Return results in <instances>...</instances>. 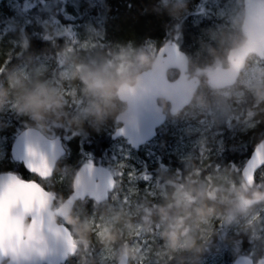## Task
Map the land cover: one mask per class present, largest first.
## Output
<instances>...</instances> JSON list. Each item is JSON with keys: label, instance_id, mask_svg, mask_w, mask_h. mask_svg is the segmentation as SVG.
I'll list each match as a JSON object with an SVG mask.
<instances>
[{"label": "clouds", "instance_id": "1", "mask_svg": "<svg viewBox=\"0 0 264 264\" xmlns=\"http://www.w3.org/2000/svg\"><path fill=\"white\" fill-rule=\"evenodd\" d=\"M186 8V0H174L168 15L178 17ZM216 39L218 44L227 46L222 52L209 50L213 57L212 74L206 68L190 65V79L185 89L191 103L177 108L172 106L170 99L162 97L159 111L166 120L199 122L207 119L206 114L213 107L206 101V96L210 95L217 101L216 106L223 108L224 126L231 131V122L241 121L235 110L228 108L246 98L248 104L241 128L246 133L264 123V76L236 95L228 90L227 81L235 71L238 83L244 71L264 60V0H251L237 35L220 34ZM19 47L21 51L15 56L10 50L0 52V113L11 111L20 118L26 131L41 138L49 137L56 130H64L75 139L89 135V129L99 134L109 124L130 127L133 124L130 107L149 93L144 73L157 69L155 62L143 54L117 66L73 59L70 73L61 75L53 84L40 75L25 73L12 63L13 59L32 61L30 53L25 55L29 41L21 39ZM234 54L240 57L238 70L233 69L229 59ZM217 65L219 72L215 71ZM70 107L78 110L70 112ZM212 124L220 128L219 121H212ZM25 170L33 179L13 172L0 173V199L15 195L18 207L28 193L25 185L44 187V176ZM202 183L201 188L188 186L180 194L174 193L161 203L146 205L131 215L106 209L100 213L102 216L111 213L106 224L77 215L73 205L67 203L70 195L62 198L56 205L60 215L54 216L53 222L62 224L76 242L75 249L66 250L67 259L75 258L77 264H93L86 253L95 239L101 248L114 253L116 264H145L146 261L150 264H202L204 254L219 238L233 249L247 242L253 251L245 258L246 264H264V234L259 233L253 223L256 210L264 209V180L234 184L230 179L222 181L215 174H209ZM10 187L15 191L10 192ZM232 224L237 225L233 237L230 239L227 234L220 237L217 229ZM157 230L159 243L153 241L146 249L135 244L139 236L151 240ZM19 234L24 241L19 252L0 254V264H28L29 261L37 264L42 253L53 246L47 235L27 225L20 227ZM232 264H240V258H234Z\"/></svg>", "mask_w": 264, "mask_h": 264}, {"label": "trees", "instance_id": "2", "mask_svg": "<svg viewBox=\"0 0 264 264\" xmlns=\"http://www.w3.org/2000/svg\"><path fill=\"white\" fill-rule=\"evenodd\" d=\"M35 1L38 5V1ZM161 1V0H160ZM223 1V0H222ZM60 4L63 5V10L71 9L79 15L85 16L90 21V30L84 31L83 27H76L80 20H64L62 14L56 15L58 12L52 10L47 14H39V19H46L51 15L55 18L59 26L66 27L71 26L75 29L72 38H66L65 35L58 34L60 27L55 26L52 30L53 25L40 27L37 22L32 21L30 24L25 25L20 35H16L17 42L11 47L9 45V37L7 35L0 36V52L11 51L13 56L15 53L20 52L19 43L21 39L26 38L30 47L28 52L32 55L31 63L23 59H13L12 63L21 67V65L31 66L33 63L49 60L55 58L57 55L64 56L63 54H70L71 61L75 59L77 62L83 63H108L113 62L114 66L117 65L118 59L126 60L131 59L137 54H143L153 58L156 49H159L165 43H175L179 45L185 53L189 54L191 65L193 52L199 50L200 44L194 46L197 43V35H204L209 32H214L216 26H210L214 21L216 23L220 20L213 15L207 8L212 7L215 4H219V0H205L196 6L189 9L186 16L180 21L174 18H170L167 15V9L158 7L159 0H60ZM193 4V3H191ZM56 9V8H54ZM60 13V12H59ZM238 14H241V7L238 8ZM38 19V20H39ZM4 17H0V33L5 25ZM77 28V29H76ZM229 31V30H228ZM239 29H232V31L220 30V34L237 35ZM86 36V40L89 39L95 44L82 48L79 47L82 35ZM47 35L48 39L45 40L44 36ZM207 35V34H206ZM214 35H211V41L209 48L203 49L200 52V58L197 63L208 61L212 56L209 55L210 49H216L217 52H222L227 46L226 44H218L217 39H214ZM2 37V38H1ZM190 45L191 50L184 49L185 46ZM201 48V47H200ZM213 58V57H212ZM115 59V60H114ZM209 68L210 63H202ZM55 79V83L58 81L59 67L56 66L54 71L50 72ZM169 77L175 78L173 73L169 74ZM235 88H239L238 84L234 85ZM206 101L209 104L215 102L212 96H206ZM248 101L246 98L242 99L239 104L230 105L228 110H235L238 119L241 123H237L236 120L231 122L232 130L229 131L228 127L224 126L221 122L219 133H216L213 140L209 138L201 144L202 150L194 151L188 161L175 159L171 155H168L169 149L168 139L166 136L167 130L165 128L170 127L171 123H177L179 121H173L167 119L165 126L158 130L156 135V146L155 150L149 157H144L143 148L136 154V157L140 161H144L145 166L153 165L155 170L147 171L152 180L158 181L164 188L166 196L163 198H156L151 206L159 204L165 197L172 194H180L188 186H195L197 188L203 187L202 181L204 177L209 174H215L220 177L222 181L231 180L234 184L243 183L240 180V169L244 164V157L246 154H250L251 149L257 145V142L264 136V123L257 125L253 130L248 131L242 135L240 139H231L233 131L236 127L243 125L244 113L247 107ZM74 107H70L69 111L73 112ZM6 122H9L10 126L6 128L9 132V143L12 142L16 134L24 129L20 118L16 117L14 113L5 116ZM111 129L115 128V125L109 124ZM89 135H81L73 139L70 134L64 130H56L50 136H60L64 140L66 145V155L60 159L57 163L55 171H60L62 166H66L68 178L60 183H56L53 189H49L44 182V188L49 192L51 191L55 195L56 204L58 201L62 202V198L67 197L72 191V179L75 171L85 163L104 165L110 168L115 174V190L110 194V198L117 194L123 186V178L119 174L120 167L115 162L116 153L111 154L113 151L111 147L114 145L111 135L105 134L102 131L97 134L88 130ZM258 136V133H260ZM70 139V140H69ZM163 145V147L161 146ZM10 147V146H9ZM8 155V153H7ZM110 160V165H106L105 159ZM152 163H149L151 160ZM151 164V165H149ZM125 168V167H124ZM127 168V167H126ZM54 171V172H55ZM2 172H15L25 179H33L24 170L21 164H17L10 160L9 155L5 160L0 162V173ZM57 178V177H56ZM55 178V179H56ZM255 182L259 183L264 180V174L259 176V173L255 176ZM51 180L49 182H52ZM111 200V199H110ZM109 200V201H110ZM109 203V202H108ZM108 203L96 205L92 200L86 199L84 202L76 203L73 211L77 215L86 217L94 210H98ZM262 218V217H261ZM257 231L264 234V221L256 219L253 221ZM220 237L227 234L231 239L233 233L236 231L235 224L232 225H221L218 229ZM230 244L224 243L221 239L216 238L211 245L210 249H217L223 252L222 264H232L233 261L228 248ZM99 246L92 244L88 249L86 256L93 261L94 254L97 252ZM239 254L237 257H248L253 251V248L249 246L247 242L242 247L237 249ZM208 252L204 254L206 256ZM75 260L73 258L71 261Z\"/></svg>", "mask_w": 264, "mask_h": 264}, {"label": "rangeland", "instance_id": "3", "mask_svg": "<svg viewBox=\"0 0 264 264\" xmlns=\"http://www.w3.org/2000/svg\"><path fill=\"white\" fill-rule=\"evenodd\" d=\"M203 1L205 0H186V10L181 12V14L174 19L180 21L182 18H184V16L187 15L185 13L189 11L190 7L193 8L196 6L197 8V6H199V4ZM60 3V0H50L42 2L41 4L38 3L37 5L36 2L32 0H0V17H4L6 23L0 33V36L7 35L9 37V45L12 47L17 42L15 36L20 35L22 28L25 25L30 24L32 21H35L40 24V27L44 28L47 27V24L48 26L53 25L50 30L55 28V26L60 27L58 29L60 31L58 34L65 35L66 38L68 37L73 39V33L75 32V29L71 26H59L55 18L49 14L46 19H39L40 13L41 15L47 14L52 12V10L57 11V8L58 13L56 15L62 14L64 20H80L78 21L79 23L76 27H83V24L85 23L86 27H83L84 31L90 30V21L88 18L84 19L85 16L79 15L77 12L71 9L63 10L64 7ZM172 3H174V0H159L158 7H166L168 15V9L171 8ZM242 4V0H219V4H215L212 7L207 8V10L213 13V15L217 17L220 22L216 23L214 21L210 24L211 27L213 25L216 26L214 32L206 33L207 35H197V43H194V46H197V44H200V46L199 50L197 47L196 52L195 48L192 49L193 58L191 65L194 64L200 68H206V66L202 63L211 62L212 64V57L209 58L208 61L206 60L205 62L203 61L202 63H197L198 59L200 58V52L203 49L206 50V48H209L211 35H214L213 37L216 39L220 30L229 32L232 31V29H239V24L242 21V15L238 14V8L242 7ZM230 36H233V34H230ZM95 43L96 42H93L89 39L86 40V36L83 34L81 41L79 42V47L85 48ZM184 49L191 50V47L190 45H187L184 47ZM63 55L64 56L57 55L55 58H51L49 60L44 59V61L33 63L31 66L24 64L19 68L25 73L40 75L43 78L48 79L51 83L55 84V79L53 78L54 76L50 72L54 71L56 66L59 67L60 76H67L71 71V55ZM122 62L123 60L118 59L117 65ZM107 64L114 66L112 61L108 62ZM210 65L207 66L209 67L207 68L208 72H210L212 69ZM262 76H264V61L261 60L242 73L239 82L236 83L238 84L239 88H235L233 91L231 88L228 90L231 91L233 95L241 93L246 87H251L253 84H255ZM216 104L217 101L213 103V107L207 112V119L205 120H201L199 122L193 120H180L177 123H171L172 125L170 127L165 128L164 132L167 130L166 136L169 145V149L167 151L168 155H171L175 159L188 161L194 151L202 150L201 144L203 142H205L208 138L211 141L213 140L216 133H219L221 130H218V128L212 124V121H219L220 125L221 122L223 123L224 121L223 108L216 106ZM77 110L78 109L74 108L73 112ZM8 114H11V111L0 113V128L3 129V131H0V162L7 158L3 152L6 149L7 153H9V146L11 145V143H9L8 137L9 132L6 131V128L10 126L9 122H6L5 120V116ZM243 126L244 125H240L236 127V129L233 131V135L231 136L232 140L240 139L242 135L247 133L241 131ZM113 130L114 128L111 129V127L106 126L104 129H102V132L111 135ZM261 133L262 132L258 133V136H260ZM156 144V139H154L152 142L143 146L144 157H149L150 154L154 152V147ZM111 150L113 151L111 154L116 153L117 155L115 162H119L117 164L120 167L119 174L123 178V186L117 194L113 195V198H111L106 206H103L98 210H94L92 213L86 216L92 218L96 223L100 224H106L110 219L111 213H109L107 216L100 215V213L104 212L106 209L110 208L112 211H119L125 215H131L138 212L146 205L151 206V203H154L156 198H163L166 196L162 185H160L157 180H152L149 174H147V171L155 170L154 166L149 164L151 166H149L150 168H147L144 161L142 162L136 157V154L140 151L135 152L133 149L126 147L124 141L121 140L115 142L111 147ZM104 162H106V165H110L111 163L108 158L107 160L105 159ZM152 162V160L149 161V163ZM258 173L259 176L264 174V166ZM68 177L69 176L66 166H62L60 171H55L52 177L46 181V186L49 189H53L56 183H60ZM218 179L222 180L220 177H218ZM51 180L54 181L49 182ZM259 218L261 221H264V209L256 210L255 220ZM136 220H139V216H136ZM235 228L237 229V225H235ZM157 236L158 230L154 233L151 240L145 236H139L135 238V244L140 246L142 249H146L150 244L153 243V241L159 243V241L156 239ZM132 242L133 241H129V243ZM93 244L99 246L95 242V239H93ZM228 252L232 260L239 254V251H237V249H233L232 246H229ZM94 257V264H116L114 253L104 250L101 248V246H99L97 252L94 254ZM222 259V251L210 249L206 256H203L202 264H222ZM67 264H77L76 259ZM145 264H150V261H146Z\"/></svg>", "mask_w": 264, "mask_h": 264}, {"label": "water", "instance_id": "4", "mask_svg": "<svg viewBox=\"0 0 264 264\" xmlns=\"http://www.w3.org/2000/svg\"><path fill=\"white\" fill-rule=\"evenodd\" d=\"M40 2L46 0H39ZM251 0H242L243 14L248 10ZM153 61L157 65L154 71L144 73V80L149 93L130 107L133 124L130 127L119 126L112 134V140L118 137L126 140V144L135 150L155 138L156 131L165 123L164 114L159 111L158 100L162 97L170 99L172 106L182 108L191 103L185 89L186 81L190 79L188 73V57L175 44H165L160 47ZM234 70L239 69L240 57H229ZM177 71L175 80H169L168 71ZM219 72V67L215 69ZM212 71L210 72V75ZM227 81V87H232L235 81V71ZM15 146L17 159L39 161L43 176L49 179L56 167V163L65 155L63 141L60 137L41 138L36 133L25 129L18 133L12 141L9 155L12 159V148ZM264 137L255 148L256 167L248 168L246 163L241 167L240 176L244 183L255 182L254 177L264 165ZM15 162V161H14ZM18 163V162H17ZM23 166V165H22ZM7 173V172H2ZM247 173V176H246ZM72 192L67 203L74 204L86 198L97 204L108 200L109 193L114 189V177L109 169L99 165L85 164L74 174ZM11 179V178H9ZM10 192L15 189L10 187ZM29 195L24 197L17 207L15 195H5L0 199V254L11 251L17 254L24 241L19 234L20 227L27 223L31 229L47 235L53 246L42 253V259L37 264H65L67 249H75L74 239L61 224L54 223L53 217L60 215L57 208L51 209L54 196L45 189L34 186L27 187ZM17 207L15 212L12 211ZM246 257L240 258V264H246ZM28 264H33L29 261Z\"/></svg>", "mask_w": 264, "mask_h": 264}, {"label": "snow or ice", "instance_id": "5", "mask_svg": "<svg viewBox=\"0 0 264 264\" xmlns=\"http://www.w3.org/2000/svg\"><path fill=\"white\" fill-rule=\"evenodd\" d=\"M260 147H264V146H260ZM258 148H252L250 154H246L244 157L245 163L247 165L248 168H255L256 167V152H257ZM5 157H7V150L5 149L4 152ZM12 159L15 162H18L20 164L23 165L24 169L27 168L32 172L38 173L40 175L43 176V173L41 172V166H40V162L39 161H27L25 159H17L16 156V149L15 146H13L12 148ZM264 166V165H262ZM15 173V172H13ZM247 176V173H246ZM23 179V178H22ZM36 185L28 183L27 185H25V187H34ZM29 195V193L24 194V197H27Z\"/></svg>", "mask_w": 264, "mask_h": 264}, {"label": "bare ground", "instance_id": "6", "mask_svg": "<svg viewBox=\"0 0 264 264\" xmlns=\"http://www.w3.org/2000/svg\"><path fill=\"white\" fill-rule=\"evenodd\" d=\"M185 54H186V53H185ZM110 138H111V136H110ZM63 147H64L65 152H66L65 145H64ZM130 149H133V148L131 147ZM133 150H134L135 152H139V150H138V151L135 150V149H133ZM66 153H67V152H66ZM66 153H65V155H66ZM65 155H64V156H65ZM64 156H62V157H64ZM62 157H61V158H62ZM61 158H60V159H61ZM59 161H60V160H59ZM59 161H58V162H59ZM58 162H57V163H58ZM57 163H56V164H57ZM56 166H57V165H56ZM55 169H56V167H55ZM55 169H54V171H55ZM54 171L52 172V175H53ZM52 175H51V177H52ZM51 177H50V178H51ZM50 178H49V179H50ZM49 179H47V180H49ZM47 180H46V181H47ZM71 187H72V185H71ZM72 188H73V187H72ZM47 191H48V190H47ZM48 192H49V191H48ZM49 193H52V192L50 191Z\"/></svg>", "mask_w": 264, "mask_h": 264}, {"label": "flooded vegetation", "instance_id": "7", "mask_svg": "<svg viewBox=\"0 0 264 264\" xmlns=\"http://www.w3.org/2000/svg\"><path fill=\"white\" fill-rule=\"evenodd\" d=\"M184 52V51H183ZM185 53V52H184ZM188 56H189V54L188 53H186Z\"/></svg>", "mask_w": 264, "mask_h": 264}]
</instances>
